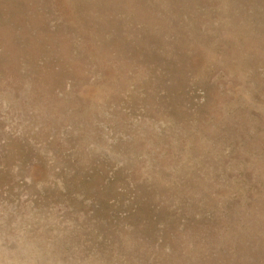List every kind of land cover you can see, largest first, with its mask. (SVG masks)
Here are the masks:
<instances>
[{
    "label": "rangeland",
    "instance_id": "rangeland-1",
    "mask_svg": "<svg viewBox=\"0 0 264 264\" xmlns=\"http://www.w3.org/2000/svg\"><path fill=\"white\" fill-rule=\"evenodd\" d=\"M0 264H264V0H0Z\"/></svg>",
    "mask_w": 264,
    "mask_h": 264
}]
</instances>
